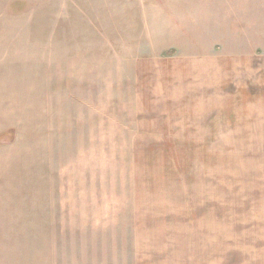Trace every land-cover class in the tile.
Listing matches in <instances>:
<instances>
[{"label": "rangeland", "instance_id": "374dc122", "mask_svg": "<svg viewBox=\"0 0 264 264\" xmlns=\"http://www.w3.org/2000/svg\"><path fill=\"white\" fill-rule=\"evenodd\" d=\"M60 1L17 3V8L26 5L44 11V16L48 13L45 31L37 25L13 24L7 13L0 18V181L7 183L0 186V222L11 224L19 264H27L28 255L36 257L42 251L39 246L52 241L63 244L64 264L145 263L142 243L137 249L141 234H130V242L121 232L107 235V242L101 234L91 244L87 233L78 232V219L66 207L68 194L72 196L73 184L78 182L75 179L88 177L80 163L94 165L98 179L128 184L113 187L123 191L107 198L118 223L117 212L130 210L135 198L124 190L136 188L144 193L138 199L145 202L140 213L156 204L162 213L173 202L183 207L186 178L242 176L247 165L264 164V138L213 136L217 133L213 127L207 124L201 129L184 106L144 105L138 74L128 73L134 60L125 57L128 50L136 49L139 55H185L186 49L197 47L186 48L184 42L119 41L113 43L111 57L110 43L105 42L108 15L103 0L85 1L80 12L72 6L73 0H64L70 8L61 10ZM52 30L61 43L43 36ZM115 34L119 37L120 29ZM86 38L92 40L96 55L83 41ZM152 46L155 49H149ZM178 86L171 83L173 89ZM159 87L165 88L164 83ZM88 115L89 125L83 117ZM73 131L81 136L69 137L67 133ZM53 134L65 135L66 152L63 141L54 143ZM40 177L48 184L30 183ZM8 193L11 198L4 200ZM146 234L151 235L150 228ZM35 245L32 251L24 248ZM145 253H151L149 248Z\"/></svg>", "mask_w": 264, "mask_h": 264}, {"label": "crops", "instance_id": "0c3cea01", "mask_svg": "<svg viewBox=\"0 0 264 264\" xmlns=\"http://www.w3.org/2000/svg\"><path fill=\"white\" fill-rule=\"evenodd\" d=\"M25 1L3 0L0 18L7 13L13 24L32 28L37 25L42 30L48 13L44 16V11L26 5L17 8V3ZM85 1L89 2L73 0L71 4L80 12ZM63 2H58L61 10L70 8ZM103 4L108 15L105 42L110 43L111 57L113 43L119 41L184 42L186 48L199 49H186L185 55H139L136 49H127L125 57L134 59L128 73L138 74L144 105L184 106L190 120L199 122L201 129L207 124L213 127L217 132L213 136L264 138V0H103ZM53 33L41 35L61 43L56 38L58 34ZM83 41L96 55L92 40ZM173 81L175 85L183 84L173 89ZM160 82L165 88L159 87ZM77 105L81 106L80 101ZM83 117L89 125L90 115ZM67 134L72 138L81 136L75 131ZM51 138L54 143L63 141L65 149V135L53 134ZM74 158L73 152L71 160ZM256 165H247L242 176L186 178L183 207L173 202L164 213L159 204L140 213L145 202L138 199L144 193L136 188L124 190L135 198L130 210L117 212V223L113 220L112 201L107 198L123 191L113 187L128 184L98 179L94 165L80 163L88 177L75 179L78 182L73 184L72 196L68 194L70 205L66 209L78 219V232L92 238L91 244L98 242L101 234L106 242L107 235L113 232L126 235L127 242L130 234H141L137 249L142 243V256L147 260L137 264H264V164ZM30 183L47 185L48 180L40 177ZM6 184L0 181V186ZM4 195V200L11 198V193ZM51 196L54 200L55 193ZM60 202L64 209V199ZM12 232L10 222H0V264H19ZM59 232H64L63 225ZM24 248L32 251L37 246ZM39 248L41 254L33 258L28 255L27 264H64L63 244L44 242ZM146 248L151 251L149 255Z\"/></svg>", "mask_w": 264, "mask_h": 264}]
</instances>
